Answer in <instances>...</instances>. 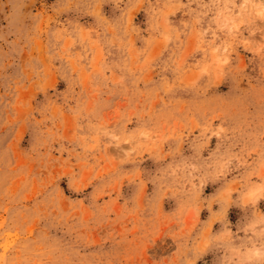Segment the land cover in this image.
I'll return each instance as SVG.
<instances>
[{"label":"rangeland","instance_id":"obj_1","mask_svg":"<svg viewBox=\"0 0 264 264\" xmlns=\"http://www.w3.org/2000/svg\"><path fill=\"white\" fill-rule=\"evenodd\" d=\"M259 11L0 0V264H264Z\"/></svg>","mask_w":264,"mask_h":264},{"label":"bare ground","instance_id":"obj_2","mask_svg":"<svg viewBox=\"0 0 264 264\" xmlns=\"http://www.w3.org/2000/svg\"><path fill=\"white\" fill-rule=\"evenodd\" d=\"M254 6V5H253ZM259 14L264 17V11H259Z\"/></svg>","mask_w":264,"mask_h":264}]
</instances>
